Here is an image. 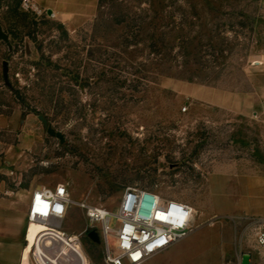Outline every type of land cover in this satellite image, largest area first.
<instances>
[{"label": "rangeland", "instance_id": "obj_1", "mask_svg": "<svg viewBox=\"0 0 264 264\" xmlns=\"http://www.w3.org/2000/svg\"><path fill=\"white\" fill-rule=\"evenodd\" d=\"M47 11L0 0V114L34 120L26 148L0 132L1 191L24 200L64 184L73 201L116 211L141 188L203 210V223L228 158H263L264 0H99L75 27ZM197 87L239 94L259 117L229 119L220 100H195ZM88 224L74 206L63 229L103 264Z\"/></svg>", "mask_w": 264, "mask_h": 264}, {"label": "crops", "instance_id": "obj_2", "mask_svg": "<svg viewBox=\"0 0 264 264\" xmlns=\"http://www.w3.org/2000/svg\"><path fill=\"white\" fill-rule=\"evenodd\" d=\"M98 2L31 0L35 7L52 10L56 19L71 27L93 18ZM193 98L212 104L216 99L220 100L229 119L247 117L250 113L259 117L260 111L245 103L239 94H218L197 87ZM33 124L32 117L23 118L17 111L10 115L0 114V132L16 133L15 147L18 149L26 148L24 145L30 136V128H34ZM261 127L262 161L257 162L253 156L232 162L228 158V163L223 164L221 169V204H216L211 216L207 213L203 223L198 221V217L205 212L201 209L199 214L194 212L187 236L142 264H241L244 254L250 256V264H264V245L257 242L253 232L254 226L264 224V126ZM15 147L13 145L12 149ZM1 190L0 185V264H32L27 248V211L32 191L20 200L17 194ZM235 220L245 221L244 234L237 235ZM82 251L90 262L83 248Z\"/></svg>", "mask_w": 264, "mask_h": 264}, {"label": "built area", "instance_id": "obj_3", "mask_svg": "<svg viewBox=\"0 0 264 264\" xmlns=\"http://www.w3.org/2000/svg\"><path fill=\"white\" fill-rule=\"evenodd\" d=\"M22 1L34 6L31 0ZM74 206L85 211L88 226L98 233L105 264H142L185 238L193 219L191 205L147 189L127 188L116 211H110L73 201L64 184L37 188L32 191L27 211V248L32 264H91L86 262L79 237L63 229ZM112 218L118 222L115 229L110 226ZM32 226L41 229L30 238ZM253 232L257 242L264 245V224L254 226Z\"/></svg>", "mask_w": 264, "mask_h": 264}, {"label": "water", "instance_id": "obj_4", "mask_svg": "<svg viewBox=\"0 0 264 264\" xmlns=\"http://www.w3.org/2000/svg\"><path fill=\"white\" fill-rule=\"evenodd\" d=\"M47 14L49 15V16H53V12H52V10H48L47 11ZM3 34H2V32H1V29H0V36H2ZM39 118V120H41V122L44 124V126H47V121L45 120V118L43 117V116H39L38 117ZM47 132H48V134L49 135H51V136H55V137H57L61 142H64V137H63V135H62V133L61 132H56V131H54L52 128H48L47 129ZM88 237L90 238V240L93 242V243H95V244H100L101 243V240H100V238H99V235H98V233L95 231V230H92V231H90V232H88ZM250 256L248 255V254H244L243 256H242V261H241V264H250Z\"/></svg>", "mask_w": 264, "mask_h": 264}, {"label": "bare ground", "instance_id": "obj_5", "mask_svg": "<svg viewBox=\"0 0 264 264\" xmlns=\"http://www.w3.org/2000/svg\"><path fill=\"white\" fill-rule=\"evenodd\" d=\"M194 212H195V210L193 208V215H194ZM39 229H41V227L32 226L31 230H30V238H32L34 236V234L36 233V231L39 230ZM85 259H86V262H88V259L86 258V256H85Z\"/></svg>", "mask_w": 264, "mask_h": 264}]
</instances>
